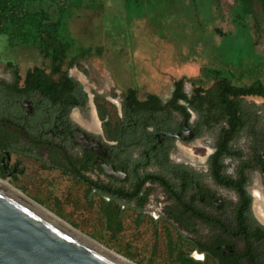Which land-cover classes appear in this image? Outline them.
Instances as JSON below:
<instances>
[{
	"label": "flooded vegetation",
	"instance_id": "flooded-vegetation-1",
	"mask_svg": "<svg viewBox=\"0 0 264 264\" xmlns=\"http://www.w3.org/2000/svg\"><path fill=\"white\" fill-rule=\"evenodd\" d=\"M36 67L50 71L51 60L23 76L19 71L16 89L9 61L7 75L0 73L2 180L26 192L37 184L26 180L27 166L37 165V185L62 183L75 208H98L120 233L134 228L150 243V259L173 254L185 264H264V108L248 100L263 97L243 98V118L227 140L228 121L207 119L189 100L196 99L191 80L187 89L185 79L187 98L177 101L183 78L165 95L136 93L143 101L150 94L160 99L159 108L137 109L126 98L134 87L112 91L114 100L90 94L72 74L77 84L61 83L62 73L53 75L59 86L51 101L29 86L28 71ZM146 250L136 248L135 256Z\"/></svg>",
	"mask_w": 264,
	"mask_h": 264
},
{
	"label": "rangeland",
	"instance_id": "rangeland-1",
	"mask_svg": "<svg viewBox=\"0 0 264 264\" xmlns=\"http://www.w3.org/2000/svg\"><path fill=\"white\" fill-rule=\"evenodd\" d=\"M233 2L150 0L149 6L141 9L127 5L125 0H70L65 37L71 55L79 57L78 66L70 72L80 78L90 94L97 90L114 100L118 97L112 91L128 87H134L140 98L147 93L165 95L174 80L180 78L187 80V89L191 88V79L197 86L208 88L214 80L205 73L207 67L229 68L237 85L248 86L257 80L264 83V32L237 29L230 14ZM217 28L225 34L221 35ZM228 33L231 36L226 37ZM0 55V73L4 75L8 61L18 65L22 76L30 67L50 63L31 45L11 47L5 34H0ZM226 60L234 61L237 68L224 64ZM248 100L264 108V99ZM194 149L196 154L200 153L201 149ZM27 167L26 180L38 184L37 165L29 163ZM44 182L45 186L36 184L21 191L83 234L136 264H171L164 255L150 259V243L147 238L138 239L134 228L114 233L112 228L116 224L110 226L98 208L77 209L75 197L66 196L62 183ZM139 247L147 249L143 251L146 255L135 256Z\"/></svg>",
	"mask_w": 264,
	"mask_h": 264
},
{
	"label": "trees",
	"instance_id": "trees-1",
	"mask_svg": "<svg viewBox=\"0 0 264 264\" xmlns=\"http://www.w3.org/2000/svg\"><path fill=\"white\" fill-rule=\"evenodd\" d=\"M125 2L129 6L134 5L141 9H145L150 4V0H125ZM69 4L70 0H0V34L8 36L11 47L31 45L45 58L51 60L50 71L44 67H36L29 70L27 74L30 88L45 95L51 101L54 100L55 90L59 86L53 80L55 73H62L61 83H64V79L65 83L70 86L78 83L75 77L71 75L69 68L78 62L79 57L71 55L69 52L70 45L65 37ZM230 14L237 29L246 30L248 28L252 31L255 29L264 32V0H234L230 7ZM217 31L221 35L225 34L221 29ZM228 36L231 34H226V37ZM66 62L70 63L64 69ZM223 63L237 68L234 61L226 60ZM9 66L14 69L16 89L22 76L19 74L18 65L9 61ZM204 71L214 80V83L208 88L202 85L197 86L194 89L196 99L189 100L194 103L198 102L195 107L200 110L204 109L207 119L217 114L221 121H228L230 128L224 126L222 135H226V139L229 140L236 132L237 122L243 118L241 117V110L246 107L243 98L251 95L264 98V83L257 80L248 86L237 85L233 83L234 73L225 66L220 68L207 67ZM191 81L196 84L195 80L191 79ZM184 84L185 78L176 82V101L178 97L187 98V94L184 92ZM126 93V98L137 104L135 107L137 109L152 110L160 107V99L156 94H150L149 100L143 101L138 99L137 91L134 88H129ZM109 216L113 219L116 215L110 213ZM112 229L114 233L120 231L117 224ZM169 261L171 264H185L182 258H176L173 254L170 255Z\"/></svg>",
	"mask_w": 264,
	"mask_h": 264
},
{
	"label": "water",
	"instance_id": "water-1",
	"mask_svg": "<svg viewBox=\"0 0 264 264\" xmlns=\"http://www.w3.org/2000/svg\"><path fill=\"white\" fill-rule=\"evenodd\" d=\"M2 181L0 264H136L72 230L61 217Z\"/></svg>",
	"mask_w": 264,
	"mask_h": 264
},
{
	"label": "bare ground",
	"instance_id": "bare-ground-1",
	"mask_svg": "<svg viewBox=\"0 0 264 264\" xmlns=\"http://www.w3.org/2000/svg\"><path fill=\"white\" fill-rule=\"evenodd\" d=\"M3 183H5L6 185H8V186H11L12 188H15V187H13L10 183H8L7 181H2ZM19 193H20V191H19ZM42 209H44L43 207H42ZM46 212H48L49 214H52L49 210H46V209H44ZM53 215V214H52ZM54 216V215H53ZM62 222L63 223H65L66 224V226H68L69 228H71L72 230H74V231H77L79 234H81L82 236H84V237H86L87 239H90V240H92L89 236H87V235H85V234H83L82 232H80L79 230H77L76 228H74L73 226H71L69 223H67L66 221H63L62 220ZM116 256H118V257H121L119 254H117V253H114ZM122 258V257H121ZM130 263V262H129ZM131 264H134V263H131Z\"/></svg>",
	"mask_w": 264,
	"mask_h": 264
}]
</instances>
